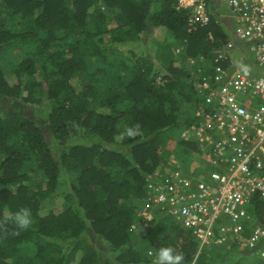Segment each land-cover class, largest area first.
I'll return each instance as SVG.
<instances>
[{"label":"trees","instance_id":"obj_1","mask_svg":"<svg viewBox=\"0 0 264 264\" xmlns=\"http://www.w3.org/2000/svg\"><path fill=\"white\" fill-rule=\"evenodd\" d=\"M205 1L189 28L177 0H0V264H152L165 245L182 264H264L240 261L239 237L205 249L164 212L141 222L147 181L200 158L199 81L226 42L244 47ZM243 54L221 64L254 69ZM247 208L264 226V201Z\"/></svg>","mask_w":264,"mask_h":264},{"label":"built area","instance_id":"obj_2","mask_svg":"<svg viewBox=\"0 0 264 264\" xmlns=\"http://www.w3.org/2000/svg\"><path fill=\"white\" fill-rule=\"evenodd\" d=\"M220 1L233 18L234 36L252 56L254 69L224 68L221 62L227 53H216L212 76L202 77L198 84L205 95L195 110L199 121L193 128L202 151L199 157L207 167L201 164L195 175L183 166L168 165L165 176L148 180L141 222L147 225L155 213L164 212L191 230L199 248L235 236L241 247L264 258V226L247 208L254 195L264 201V0ZM177 2L192 10L189 28L210 21L205 0ZM246 228L250 232L243 236Z\"/></svg>","mask_w":264,"mask_h":264},{"label":"rangeland","instance_id":"obj_3","mask_svg":"<svg viewBox=\"0 0 264 264\" xmlns=\"http://www.w3.org/2000/svg\"><path fill=\"white\" fill-rule=\"evenodd\" d=\"M214 4L215 5H214V11L213 12L217 13V16H221L220 19H221L222 23L224 24L225 28L229 30V26L231 25V22H230L229 17L226 15V12L225 11H227V10L225 8H223L222 6H220L216 2H214ZM222 49H225L226 52L228 51L230 53L231 57L236 54V56L238 55V57H242L243 58V55H245V54H243V55L239 56V54H242V52H243L242 51L243 47H242V45H241V47L238 46L235 43V41L234 42L233 41L226 42V44L223 46ZM17 53H18V50H16V51L13 50L11 52V55L10 54L9 55L8 54L5 55V58H4L5 61L2 64V68H3L4 72H5V74H9V71L13 67V62L18 57ZM259 72L263 74V70L259 69ZM181 162L182 161L180 159L175 158L173 164L178 165L180 167L183 166L188 171L189 170H193L192 173L195 174V175H198L200 173L199 169H200L201 164H202V167H207V164L205 162L202 163L201 158H200V160H199V158L198 159H196V158H192L191 159L190 158L187 163H184L182 165H181ZM209 245L210 244H204L203 245V248L207 249V247ZM238 250L240 251V253H242V255H244L243 257H240V261L241 262L242 261L243 262H246L248 260V258H250L251 261L254 260L253 255L244 253V251L241 249V246H240V248ZM254 256H256V255H254ZM230 257L231 258H234L233 254H231L229 256V258Z\"/></svg>","mask_w":264,"mask_h":264},{"label":"clouds","instance_id":"obj_4","mask_svg":"<svg viewBox=\"0 0 264 264\" xmlns=\"http://www.w3.org/2000/svg\"><path fill=\"white\" fill-rule=\"evenodd\" d=\"M218 1L220 3V6H222L223 8H225L227 10V11H225L226 15L229 17L230 22H231V24L233 26L234 21H233V18L231 17V15H230V12H229L228 8L220 0H218ZM219 18H221V16ZM243 49H244V47H243ZM242 51H243L242 54L243 53H247L250 56V54L248 52H245L244 50H242ZM226 53L228 54V51ZM242 54H239V55H242ZM251 62H252V60H251ZM241 65H242V63H241ZM222 66L224 68H228V69H232V68L236 67L235 66V67L229 68V67H227L225 65H222ZM242 66L250 67V65H246V64H244ZM253 67H254V65H253ZM212 70H213V65H212ZM211 76H207V77H211ZM197 88H198V85H197ZM129 134H131V133H129ZM12 220L19 228H21V229L27 228L30 225V223H31L30 211L28 209H22V210H20V211H18V212H16L14 214V216L12 217ZM241 248H243V247H241ZM148 255L149 256H154L152 264H182V262L184 261V254L181 251L176 250L171 245L161 246V247H159L158 249L155 250V253H153L152 250H149Z\"/></svg>","mask_w":264,"mask_h":264},{"label":"crops","instance_id":"obj_5","mask_svg":"<svg viewBox=\"0 0 264 264\" xmlns=\"http://www.w3.org/2000/svg\"><path fill=\"white\" fill-rule=\"evenodd\" d=\"M216 1V3H218L219 5H220V3H219V1L218 0H215ZM199 160H200V158H199Z\"/></svg>","mask_w":264,"mask_h":264}]
</instances>
